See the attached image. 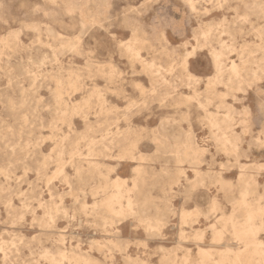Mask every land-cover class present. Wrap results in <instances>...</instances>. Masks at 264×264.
Here are the masks:
<instances>
[{
	"label": "rangeland",
	"instance_id": "374dc122",
	"mask_svg": "<svg viewBox=\"0 0 264 264\" xmlns=\"http://www.w3.org/2000/svg\"><path fill=\"white\" fill-rule=\"evenodd\" d=\"M262 78L264 0H0V264H264L219 236L264 196Z\"/></svg>",
	"mask_w": 264,
	"mask_h": 264
},
{
	"label": "snow or ice",
	"instance_id": "6c2138e0",
	"mask_svg": "<svg viewBox=\"0 0 264 264\" xmlns=\"http://www.w3.org/2000/svg\"><path fill=\"white\" fill-rule=\"evenodd\" d=\"M193 11H195V7H193ZM35 31V29H33ZM19 35V34H17ZM110 43L112 47L118 48L121 50V52L127 51L129 54L133 53L132 49V40H123V38L112 36L110 37ZM79 48L78 40L75 44L72 45L71 51L74 53L77 52ZM194 51L192 53H188V56H191L194 54ZM188 56H185L183 59V62H181L178 67L181 69L182 79H185L188 83V87L192 89V94L187 97L188 101L191 103L198 104L201 108L207 110L206 105L202 102L204 93H201L199 89L194 87L195 83H199V81L187 70L186 63L188 60ZM31 63V61H29ZM214 62L216 64V75L219 76L220 71L222 69V64L220 63V57L217 56L214 53ZM46 63V61H41V66H43ZM105 68L111 67L110 64H105ZM64 69H61V75L59 77H54L56 81V87H57V95H56V101L58 104L62 103L64 100L63 96V90L67 87H74L77 91L80 90V84L79 81L83 79L82 75L77 73L74 69L68 70V76L67 79H65L63 75ZM113 74L115 75V69H113ZM213 77H209V83H208V90H213ZM264 79V78H262ZM137 87H140L137 85ZM71 107V106H70ZM244 113L247 114V110H244ZM259 113L261 116L262 121H264V84L261 85V91H260V104H259ZM75 114V113H74ZM67 115V113H65ZM261 143L262 146H264V130H262L261 133ZM187 142H192V133L189 132L187 134ZM159 150V149H158ZM204 151L206 152L207 149L205 148ZM235 151L238 152V149ZM196 161L194 162L193 166L195 167V164L199 163L201 157V154L198 150L196 151ZM225 154L231 157L233 153L228 152L225 150ZM186 164L188 161L186 160H180L178 161V164ZM226 166L221 164L220 168L223 170ZM264 170V169H262ZM138 171V169H136ZM199 170L197 169V172ZM179 175L181 177L184 176V172L180 171ZM57 176L61 179L64 177V173L62 171H59L57 173ZM57 177H53V179H56ZM51 183V181H49ZM189 189L185 193L186 197H194L197 194V189L203 187L204 185L200 184L199 180L196 181H189ZM234 189V185L231 186ZM227 190V188L225 189ZM229 199L232 201V213L231 215H225L222 217V220L225 222V228L221 229L220 235L223 236L227 231L228 224L232 225V234L235 236V239L238 243H240L241 247L243 248L245 245L247 246H253L259 248L261 254H264V196L261 197L260 201V209L257 213L253 207L249 205L248 201V194L245 192L240 193V198L236 199L235 194L233 192V195L229 197ZM212 211H217V205L216 201L212 202L211 205ZM218 226V225H217ZM214 226V230L215 227Z\"/></svg>",
	"mask_w": 264,
	"mask_h": 264
},
{
	"label": "bare ground",
	"instance_id": "6f19581e",
	"mask_svg": "<svg viewBox=\"0 0 264 264\" xmlns=\"http://www.w3.org/2000/svg\"><path fill=\"white\" fill-rule=\"evenodd\" d=\"M114 184H115V183H114ZM114 186H115V185H113V187H114ZM116 190H117V189H116ZM113 198L115 199V198H117V196H115V197H113ZM107 199H108V198H107ZM111 199H112V197L108 199V201H107V203H106V207L108 208L109 211L112 212L113 209H112L111 206H110V203H111L110 200H111ZM103 204H104V203H103ZM104 206H105V205H104ZM108 210H107V211H108ZM109 213H110V212H109ZM184 215H185V214H184ZM185 219H186V218H185ZM218 234H219V233H218ZM219 236H220V234H219ZM218 239H219V237H218ZM250 247H251V246H250ZM254 247H255V245H254ZM251 248H252V247H251ZM254 249H255V248H254ZM252 250H253V248H252ZM204 251H205V250H204ZM253 251L256 252V250H253ZM206 252H207V251H206ZM243 252H244V251H243ZM202 253H205V252H202ZM249 253H250V252H249ZM249 253H248V254H249ZM205 254H208V253H205ZM246 254H247V252H246ZM248 254H247V255H248ZM203 257H204V256H203ZM205 257H206V256H205ZM206 258H207V257H206ZM257 258H258V256H257ZM261 258H262V257H261ZM259 259H260V258H259ZM263 259H264V258H263ZM243 260H244V258H243ZM245 261H246V260H245Z\"/></svg>",
	"mask_w": 264,
	"mask_h": 264
},
{
	"label": "crops",
	"instance_id": "0c3cea01",
	"mask_svg": "<svg viewBox=\"0 0 264 264\" xmlns=\"http://www.w3.org/2000/svg\"><path fill=\"white\" fill-rule=\"evenodd\" d=\"M126 167H127V166H126V164H122L120 168H122V169H123V168H126ZM127 168H128V167H127ZM127 168H126V170H127ZM126 173L128 174V172H127V171H126ZM122 174H123V173H122Z\"/></svg>",
	"mask_w": 264,
	"mask_h": 264
}]
</instances>
